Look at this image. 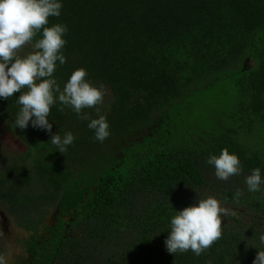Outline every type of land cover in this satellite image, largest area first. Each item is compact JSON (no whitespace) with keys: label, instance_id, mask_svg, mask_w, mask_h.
<instances>
[{"label":"trees","instance_id":"obj_1","mask_svg":"<svg viewBox=\"0 0 264 264\" xmlns=\"http://www.w3.org/2000/svg\"><path fill=\"white\" fill-rule=\"evenodd\" d=\"M60 2L47 26H67L66 63L53 77L62 89L84 68L105 85L103 103L82 111L96 119L99 109L110 135L95 140L90 121L59 102L51 134L31 122L21 130L20 93L0 98V121L21 146L0 160V208L26 232L15 264H253L264 184L249 192L245 178L259 168L264 179V0ZM66 132L75 140L60 153L50 138ZM225 148L242 168L227 181L206 162ZM208 196L234 213L221 238L199 256L170 254L171 218Z\"/></svg>","mask_w":264,"mask_h":264},{"label":"clouds","instance_id":"obj_2","mask_svg":"<svg viewBox=\"0 0 264 264\" xmlns=\"http://www.w3.org/2000/svg\"><path fill=\"white\" fill-rule=\"evenodd\" d=\"M62 6L60 0H0V98L7 100L14 93H20L17 103L21 107L15 126L21 130L31 122L32 127L51 134L48 116L51 107L59 102L71 107L81 119L89 120L88 128L95 131L94 139L103 142L110 135L106 116L99 115L97 109L98 118L92 119L82 110L103 103L105 85H96L86 79L88 73L84 68L74 70L62 89L53 77L57 61L60 65L66 63L62 49L68 29L60 23L47 25L49 17L60 16ZM38 34L41 38L33 43ZM28 44L32 51L21 56L20 51ZM50 140L60 153H64L75 137L71 132H66L63 138L56 133ZM206 162L214 166L215 177L219 180L227 181L242 171L238 156L230 154L227 148L218 156L210 155ZM245 183L249 192L260 191L264 184L260 169H253ZM242 195L243 192L237 189L234 200L238 202ZM0 213L3 218V212ZM233 214L212 196L176 211L164 242L167 251L174 255L191 250L195 255H201L221 238L223 217ZM259 239L264 244V234ZM10 260V254H0V264H10ZM253 264H264V250L257 251Z\"/></svg>","mask_w":264,"mask_h":264},{"label":"rangeland","instance_id":"obj_3","mask_svg":"<svg viewBox=\"0 0 264 264\" xmlns=\"http://www.w3.org/2000/svg\"><path fill=\"white\" fill-rule=\"evenodd\" d=\"M22 50L19 54L22 53ZM20 149L18 141L5 130L4 124L0 121V160L7 153H14ZM0 211L3 212V218L0 217V254H10V264H15L16 260L18 261L23 256L22 246L17 240H21L26 232L12 221L8 212L1 208ZM50 213L51 211H45L43 214V219L46 222L49 220ZM3 219H5V224H3ZM15 238L17 239L14 240Z\"/></svg>","mask_w":264,"mask_h":264},{"label":"flooded vegetation","instance_id":"obj_4","mask_svg":"<svg viewBox=\"0 0 264 264\" xmlns=\"http://www.w3.org/2000/svg\"><path fill=\"white\" fill-rule=\"evenodd\" d=\"M54 213V212H53ZM54 216L55 215H52V214H50V216H49V220H48V222H50V225H53V223L55 222L54 221ZM4 220V222H3V224H5V219H3ZM44 222H46L45 220H43ZM17 238H15L14 240H16Z\"/></svg>","mask_w":264,"mask_h":264},{"label":"water","instance_id":"obj_5","mask_svg":"<svg viewBox=\"0 0 264 264\" xmlns=\"http://www.w3.org/2000/svg\"><path fill=\"white\" fill-rule=\"evenodd\" d=\"M1 214V213H0Z\"/></svg>","mask_w":264,"mask_h":264}]
</instances>
